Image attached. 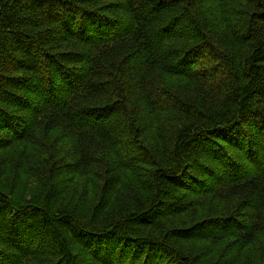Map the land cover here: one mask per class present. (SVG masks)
<instances>
[{
    "label": "trees",
    "instance_id": "trees-1",
    "mask_svg": "<svg viewBox=\"0 0 264 264\" xmlns=\"http://www.w3.org/2000/svg\"><path fill=\"white\" fill-rule=\"evenodd\" d=\"M0 264H264V0H0Z\"/></svg>",
    "mask_w": 264,
    "mask_h": 264
}]
</instances>
